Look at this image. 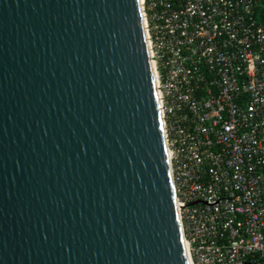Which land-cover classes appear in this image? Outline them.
Segmentation results:
<instances>
[{"label": "water", "instance_id": "1", "mask_svg": "<svg viewBox=\"0 0 264 264\" xmlns=\"http://www.w3.org/2000/svg\"><path fill=\"white\" fill-rule=\"evenodd\" d=\"M141 0H0V264H190Z\"/></svg>", "mask_w": 264, "mask_h": 264}, {"label": "built area", "instance_id": "2", "mask_svg": "<svg viewBox=\"0 0 264 264\" xmlns=\"http://www.w3.org/2000/svg\"><path fill=\"white\" fill-rule=\"evenodd\" d=\"M190 264H264V0H141Z\"/></svg>", "mask_w": 264, "mask_h": 264}]
</instances>
